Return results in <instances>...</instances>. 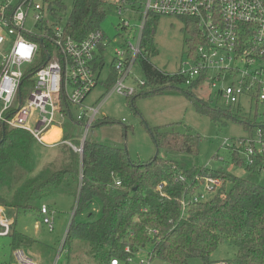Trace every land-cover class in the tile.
<instances>
[{
	"label": "trees",
	"instance_id": "1",
	"mask_svg": "<svg viewBox=\"0 0 264 264\" xmlns=\"http://www.w3.org/2000/svg\"><path fill=\"white\" fill-rule=\"evenodd\" d=\"M108 4L109 0H74L68 17L63 15L66 6L62 0L47 6L66 34L83 39L101 28ZM158 16L151 14L148 17L144 46L146 41L151 44L154 38L155 28L148 26L149 20L153 17L152 21H155ZM181 18L187 23L186 30L196 35L193 44L188 39V52L191 61H195L196 50L205 41L203 32L195 18ZM33 39L40 44L41 62L46 51H52L53 45L47 38ZM141 65L144 79L151 87L155 86L154 90L142 94L144 96L173 92L172 89L184 81L161 71L150 61L144 60ZM35 69L30 68L24 78L20 88L23 97L34 85L31 72ZM114 81L112 75V85ZM204 81L202 76L190 89L199 88ZM191 90L188 95H193ZM196 102L199 112L215 121L220 118L221 113L207 101ZM63 106L67 111V105ZM226 111L227 116L244 123L252 131L257 127L264 140V123L247 121L233 113V108ZM109 120L104 117L99 121L102 124ZM63 125V139H70L71 127L77 126L72 112L68 113ZM150 131L159 151L198 154L200 136L168 131L161 126L151 127ZM34 140L26 129L4 126L0 131V206L17 210L39 209L45 196L56 193L75 196L65 245H72L75 240L84 243L88 254L98 264H110L114 257L134 254L148 242L153 244L151 256L169 264H187L191 258H201L204 264H210L212 253L225 242H231L237 248L236 256L227 259L229 264H264V183L257 179L162 155L147 162L136 161L123 146L91 139L85 141L83 153L70 146L59 162L51 161L50 165L39 168L31 150ZM75 144H80V140ZM228 148L233 160L244 164L239 159V149ZM246 166L256 178L259 173L264 174V157L258 155L254 164ZM210 176L220 179L221 187L210 199L195 200L203 193V184ZM117 181L121 183L117 184ZM94 199L101 203V216L95 220L76 221L75 216L88 209ZM183 199L188 201L185 208ZM15 223L10 234L14 249L33 241L28 235L17 232Z\"/></svg>",
	"mask_w": 264,
	"mask_h": 264
},
{
	"label": "built area",
	"instance_id": "2",
	"mask_svg": "<svg viewBox=\"0 0 264 264\" xmlns=\"http://www.w3.org/2000/svg\"><path fill=\"white\" fill-rule=\"evenodd\" d=\"M110 3L117 5L119 14L126 8L141 7L143 11L139 30L122 19L121 28H126L135 42L125 40L115 51L112 66L115 81L105 99L112 93L136 95V86L128 82L131 77L137 79L138 89L144 85L145 79H138L136 67L139 65L143 71L142 61H150L143 37L149 15L155 14L195 18L205 40L196 50L195 61L188 54L185 62L188 67L168 73L170 76L182 78L188 86L202 76L212 81L214 87L220 83L217 96L224 98L228 108L240 107L244 97L264 102V0H111ZM31 14L35 31L27 27ZM48 18L43 2L0 0V131L4 126L26 129L44 147L66 144L83 153L89 130L100 120L97 116L102 102L85 105L84 100L98 84L104 68L106 36L99 28L83 39H75L65 33L56 18L54 22ZM30 37L47 38L53 45L41 62L40 44ZM35 62L36 69L31 72L34 85L23 97L20 88L30 69L26 70V66ZM74 107L78 109L74 121L83 128L80 144L63 136L52 141L46 139L54 127L61 126L64 130L63 124ZM224 144L239 149L246 156L247 164H254L258 155L264 157V140L259 129L257 140L252 134L232 143L226 139ZM203 185L207 192H216L222 181L210 176ZM200 198L205 199L204 193L194 199ZM182 204L185 208L188 201L183 199ZM40 212L44 223L54 229L49 205H43ZM13 224L0 207V235L9 236ZM138 253L114 257L110 264H147L146 259L135 260ZM11 264L42 263L17 247ZM218 264L229 262L221 260Z\"/></svg>",
	"mask_w": 264,
	"mask_h": 264
},
{
	"label": "rangeland",
	"instance_id": "3",
	"mask_svg": "<svg viewBox=\"0 0 264 264\" xmlns=\"http://www.w3.org/2000/svg\"><path fill=\"white\" fill-rule=\"evenodd\" d=\"M46 5L47 2L56 3L58 0H37ZM66 8L63 15L68 17L72 11L74 0H62ZM107 6V12L101 22V29L106 36V51L104 52L105 64L101 72L97 85L87 95L84 100L85 105H97L102 102L101 113L97 116L101 121L105 116L109 121L95 124L88 132V139L98 141L113 146H123L128 150L131 158L136 161H150L155 156L162 155L174 158L180 161H188L206 166L210 169L224 170L233 175L257 179L256 181L264 183V174L257 173L254 178L247 168V158L240 153L239 159L244 164H238L233 160L232 153L224 144L227 139L229 143L237 139L253 134L258 139V128L253 127V131L226 114L228 107L225 105L224 98L217 96L216 87L212 81L205 80L197 89L185 83H179L173 88V92L163 94H151L144 96L142 94L154 90L145 80L144 85L137 87V79L129 78L128 82L136 86L138 95L127 97L119 93H112L106 99L108 91L112 88L113 58L115 51L122 46L125 40L135 42V39L129 35L126 28H121L122 19L130 21L132 26L139 30L141 24V15L143 9L138 7L124 9L119 14L117 5L110 3ZM49 3L47 5H49ZM46 5V6H47ZM49 20L54 22L55 17L47 6ZM60 14V13H59ZM153 17L149 20V25L155 28L153 42L146 41V55L161 71L172 73L179 72L182 68L188 67L185 62L188 61L189 44L188 39L195 42L196 35L186 30L187 23L185 19L175 15H160L155 21ZM32 14L28 18L27 27L33 29ZM7 49H3L6 52ZM37 63L26 66V70L32 68ZM136 73L138 79L145 78L141 67L137 65ZM230 77H226L229 79ZM189 90L193 95H188ZM171 93V94H169ZM207 101L210 106L221 113L220 118L215 121L206 114L198 111L196 101ZM1 104V102H0ZM74 115H77L78 109L73 108ZM233 113L240 115L254 123H264V102L256 99L244 97L241 100V106L235 107ZM161 126L168 131L179 133H192L200 136L198 145V154L189 155L175 151H159L151 135V127ZM64 127V125H63ZM73 143L79 140L83 133L81 126L71 127ZM70 146L58 144L56 146H47L33 141L31 145L32 153L35 155V161L39 168L50 165L51 161L59 162L65 150ZM60 159V160H59ZM188 164V163H187ZM53 165V164H52ZM205 199H210L215 192H207L205 186L202 188ZM75 196L68 193H56L51 196H45L41 199L39 209H14L2 207L5 214L16 222L17 232L24 233L33 240L29 244L24 243L22 248L32 258L40 261L42 264H98L87 252L84 243L75 240L72 245L64 244L70 222L75 209ZM43 205H49L54 220V229L44 223L43 215L40 209ZM102 214V206L98 199H94L88 209H84L75 216L76 221H88L99 218ZM153 250V244L148 242L139 248V253L135 256L136 261L146 259L147 264H169L163 259L150 253ZM13 236L0 235V264H11L13 261ZM237 248L231 242L221 244L211 256L210 264H218L221 260L232 259L236 256ZM187 264H204L201 258H191Z\"/></svg>",
	"mask_w": 264,
	"mask_h": 264
},
{
	"label": "crops",
	"instance_id": "4",
	"mask_svg": "<svg viewBox=\"0 0 264 264\" xmlns=\"http://www.w3.org/2000/svg\"><path fill=\"white\" fill-rule=\"evenodd\" d=\"M105 117H108V116H105ZM63 133H64V130L62 129V127L56 126L46 135V138H48L49 141H52V140L58 139L60 136H63ZM10 219L13 220V218H10Z\"/></svg>",
	"mask_w": 264,
	"mask_h": 264
},
{
	"label": "bare ground",
	"instance_id": "5",
	"mask_svg": "<svg viewBox=\"0 0 264 264\" xmlns=\"http://www.w3.org/2000/svg\"><path fill=\"white\" fill-rule=\"evenodd\" d=\"M46 139H48V138H46Z\"/></svg>",
	"mask_w": 264,
	"mask_h": 264
},
{
	"label": "water",
	"instance_id": "6",
	"mask_svg": "<svg viewBox=\"0 0 264 264\" xmlns=\"http://www.w3.org/2000/svg\"><path fill=\"white\" fill-rule=\"evenodd\" d=\"M158 155V154H157Z\"/></svg>",
	"mask_w": 264,
	"mask_h": 264
}]
</instances>
